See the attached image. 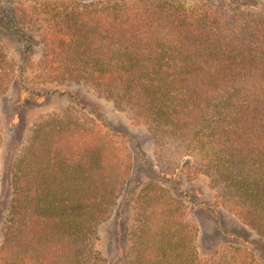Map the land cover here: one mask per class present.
Segmentation results:
<instances>
[{"label":"trees","instance_id":"1","mask_svg":"<svg viewBox=\"0 0 264 264\" xmlns=\"http://www.w3.org/2000/svg\"><path fill=\"white\" fill-rule=\"evenodd\" d=\"M35 11L37 78L82 83L126 113L150 135L161 177L206 176L214 204L264 242V0H54ZM15 24L3 26L25 36ZM6 57L0 48V96L24 74ZM43 93L74 107L35 122L13 164L0 264H107L95 244L131 172L129 139L84 117L74 93ZM135 212L120 264H257L239 247L201 258L197 226L154 183Z\"/></svg>","mask_w":264,"mask_h":264},{"label":"rangeland","instance_id":"2","mask_svg":"<svg viewBox=\"0 0 264 264\" xmlns=\"http://www.w3.org/2000/svg\"><path fill=\"white\" fill-rule=\"evenodd\" d=\"M53 1L0 0V48L7 59L24 67L23 78L13 79L0 96V231L11 197L12 167L30 129L38 120L63 115L74 107L65 96L43 93V89L52 86L74 93L83 108V116L99 125L98 120H102L105 128L101 127L108 135L115 133L129 139L131 172L111 216L98 227L95 244L107 264H120L129 246V231L136 224V197L151 183L167 190L185 208L187 216L197 226L196 245L201 258L208 259L229 247H239L249 252L257 264H264V242L232 214L214 204L213 191L206 176L191 175V171L182 169L174 175L161 177L154 165L151 137L143 126L133 122L126 113L115 110L110 102L82 83H43L37 78L36 69L43 46L35 22V9ZM9 17L26 37L4 28V20ZM27 45L31 53L29 62L23 64L22 51ZM178 191L186 198H180Z\"/></svg>","mask_w":264,"mask_h":264}]
</instances>
